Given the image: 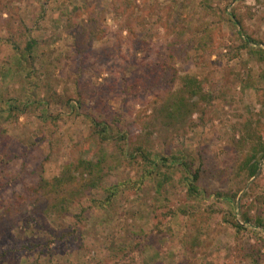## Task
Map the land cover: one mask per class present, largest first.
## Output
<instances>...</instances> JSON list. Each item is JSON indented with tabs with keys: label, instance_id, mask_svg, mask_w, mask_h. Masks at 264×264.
Instances as JSON below:
<instances>
[{
	"label": "rangeland",
	"instance_id": "obj_1",
	"mask_svg": "<svg viewBox=\"0 0 264 264\" xmlns=\"http://www.w3.org/2000/svg\"><path fill=\"white\" fill-rule=\"evenodd\" d=\"M259 47L264 0H0V264H264V228L242 218L264 215V159L254 178L240 169L248 129L264 140ZM187 74L211 98L170 120L163 101ZM136 147L157 173L144 176ZM164 156L192 162L201 194ZM100 157L119 191L88 192L83 221L78 207L57 216L19 199L40 175Z\"/></svg>",
	"mask_w": 264,
	"mask_h": 264
},
{
	"label": "trees",
	"instance_id": "obj_2",
	"mask_svg": "<svg viewBox=\"0 0 264 264\" xmlns=\"http://www.w3.org/2000/svg\"><path fill=\"white\" fill-rule=\"evenodd\" d=\"M236 24L240 22L235 20ZM250 41L254 39L248 37ZM12 42L15 49H19V44L15 40H9ZM36 40H31L26 46V57L31 58L32 52L35 46ZM252 53L257 59L262 62L264 66V47L254 49ZM171 90V89H170ZM169 90V91H170ZM170 93V92H169ZM211 95L205 91L204 85L194 75H184L181 77L180 86L173 90V92L164 99L163 107L167 114V118L170 120H182L187 116H191L197 112L200 107L205 106V102L209 101ZM9 108V115L14 116L15 110L19 109L15 104H11ZM80 107V106H79ZM82 107V106H81ZM24 111V108H20ZM17 116V115H16ZM94 135L99 143L109 141L112 137L109 133V125L98 120L96 117H91ZM124 136V135H123ZM246 140L252 141L250 149L243 157L240 169L248 173V179L256 177L261 169V162L264 159V140L263 136L255 137L250 128L247 131ZM141 155L147 164H152L147 169V175L151 176L159 169V160L150 158L148 152L142 147H136L133 155ZM172 159L164 156L160 158L163 164H174L182 167L183 171L187 175V187L191 195L201 194L199 187V172L193 171L192 162H187L186 159H182L177 156H171ZM106 163L107 160L104 157H100L97 160L88 158H79L74 162H67L64 166L63 172L59 176L53 178H46L40 175L36 184H26L25 192L19 197L23 201H32L34 204H42L44 200V212L51 215L66 216L73 213V209L78 207L79 212L75 213L77 221H83L88 212V208L81 206V200L93 189H104L107 192L106 201L112 200L119 191V184L105 185L106 176ZM171 163V164H170ZM2 171V170H1ZM92 202L96 203L97 200L93 199ZM11 211L9 212V216ZM0 221V233L5 234L6 227L9 223V218ZM242 218L246 222L253 221L256 226L264 228V215H258L254 220L248 216L246 212L242 213ZM232 225L237 231L242 232L244 229L243 224L239 220L233 221ZM13 264V262L11 263ZM15 264H17L15 262ZM33 264H40L34 262Z\"/></svg>",
	"mask_w": 264,
	"mask_h": 264
}]
</instances>
